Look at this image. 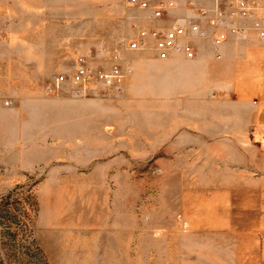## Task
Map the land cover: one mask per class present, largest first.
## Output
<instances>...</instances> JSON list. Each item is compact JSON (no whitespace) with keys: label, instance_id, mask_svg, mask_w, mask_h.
Here are the masks:
<instances>
[{"label":"rangeland","instance_id":"obj_1","mask_svg":"<svg viewBox=\"0 0 264 264\" xmlns=\"http://www.w3.org/2000/svg\"><path fill=\"white\" fill-rule=\"evenodd\" d=\"M119 1L0 0V264H264V123L128 50ZM81 57L125 92L57 90Z\"/></svg>","mask_w":264,"mask_h":264},{"label":"built area","instance_id":"obj_2","mask_svg":"<svg viewBox=\"0 0 264 264\" xmlns=\"http://www.w3.org/2000/svg\"><path fill=\"white\" fill-rule=\"evenodd\" d=\"M133 7L150 13L151 18L161 20L172 11H183V7L172 0H128ZM187 8L192 12L179 17L170 26L143 29L138 39L127 44L130 51L151 49L160 60L183 56L193 60L204 43H211L215 49L223 46L230 36L242 37L254 32L264 39V5L255 0H213L210 6L190 0ZM149 41L153 42L152 46ZM218 58L221 54L218 52ZM130 67L114 64L110 69L92 67L85 58L77 61L75 71L56 78V89L71 82L77 92L87 95L94 87L103 86L123 94Z\"/></svg>","mask_w":264,"mask_h":264},{"label":"crops","instance_id":"obj_3","mask_svg":"<svg viewBox=\"0 0 264 264\" xmlns=\"http://www.w3.org/2000/svg\"><path fill=\"white\" fill-rule=\"evenodd\" d=\"M172 1H176L181 6L187 4L186 0ZM194 1L203 6L213 4V0ZM257 1L264 5V0ZM127 5L128 0H120L110 10H120V7L122 9ZM185 10L186 14L192 12L187 5ZM147 25L159 27L164 25V21L150 19ZM220 52L221 57L216 58L212 47L203 45L193 60L188 61L183 56H174L169 60H161L164 63L156 64L171 68V77L174 72L177 73L175 76H178L185 70L188 83L195 84L196 81L202 79L204 84L212 85L211 88L228 92L231 98L239 101L237 103L242 113L249 114L250 122L264 123V41L258 39L254 33L245 37H232L220 47ZM207 85L205 86L210 87ZM253 100L256 101L253 103Z\"/></svg>","mask_w":264,"mask_h":264}]
</instances>
